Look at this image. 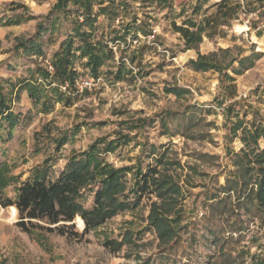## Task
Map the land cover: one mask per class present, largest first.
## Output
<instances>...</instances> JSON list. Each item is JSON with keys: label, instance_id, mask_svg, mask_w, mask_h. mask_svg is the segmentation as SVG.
I'll use <instances>...</instances> for the list:
<instances>
[{"label": "rangeland", "instance_id": "obj_1", "mask_svg": "<svg viewBox=\"0 0 264 264\" xmlns=\"http://www.w3.org/2000/svg\"><path fill=\"white\" fill-rule=\"evenodd\" d=\"M219 1L173 0L164 7L93 0L97 16L83 30L113 51L99 76L84 65L86 59L77 58L79 77L75 87L61 85L69 89L62 99L51 88L55 83L44 84L38 101L26 89L19 98L13 94L18 122L12 137L0 140L1 184L8 195L37 169L55 178L73 153L87 150L98 138L114 137L115 131L126 133L129 117L146 119L144 126L132 132L137 135L128 145L103 157L117 167L139 161L144 169L156 165L157 177L168 178L181 192L174 198L146 194L83 238L43 229L26 232L17 225L18 210L10 220V206L0 205V264H264V213L253 198H244L249 189L242 183L244 151L254 157L264 148V137L257 142L251 137L264 121V0H228L229 5L240 3L238 18L207 30L192 48L173 25L189 18L202 21L216 13ZM55 2L0 0L5 92L37 64L53 73L54 52L83 20L76 3L51 13ZM10 19L19 23L6 24ZM34 39L44 55L17 48L21 40ZM75 41L80 43L78 37ZM202 55L218 66L196 70L190 61ZM121 61L130 73L118 80ZM87 79L95 85L81 90L79 83ZM128 179L130 187L131 174ZM93 200L87 193L86 205ZM153 202L176 218V238L162 237L151 222ZM75 225L80 232L85 228L76 220ZM111 239L120 249L105 245Z\"/></svg>", "mask_w": 264, "mask_h": 264}, {"label": "trees", "instance_id": "obj_2", "mask_svg": "<svg viewBox=\"0 0 264 264\" xmlns=\"http://www.w3.org/2000/svg\"><path fill=\"white\" fill-rule=\"evenodd\" d=\"M135 2L148 3L155 2L162 6H168L173 0H133ZM69 3H76L83 10V20L74 28V35H69L52 56L54 71L51 73L45 65L37 64L30 70L28 77H23L18 82L11 83L10 92H5L0 79V140L11 138L13 129L17 125L19 115L13 111L12 101L26 89L34 101L41 99L47 88L51 87L56 96H62L75 87V82L79 77L75 63L76 59H86L84 64L90 69L94 77L99 76L101 67L105 62L113 58V51L107 47L106 43L93 41L91 34L83 30L86 24L93 25V0H56L51 13L65 11ZM104 1L99 4L102 6ZM217 11L215 14L207 15L202 21L197 22L189 18L181 25L174 21V29L179 32L185 40L188 48L197 46L203 40V35L207 30H215L216 27L229 24L236 19L237 10L241 7L240 3L229 5L228 0H220L216 3ZM106 7H102L101 11ZM17 19H10L6 24H17ZM42 23H39V30ZM130 30V28L128 29ZM140 31H134L138 34ZM41 32L39 31L38 37ZM78 37L80 43L77 45L75 38ZM18 49L36 50L40 55H44L41 43L34 40H21ZM78 53V55H76ZM240 62L243 59L239 60ZM196 70H209L218 65L207 59L206 56H199L196 60L190 61ZM221 72L225 68L218 67ZM130 73V69L124 61L119 63L116 71V79L124 78L125 74ZM41 77L43 83H39ZM227 77L232 78L227 74ZM35 80V81H34ZM12 82V81H10ZM69 82V89L64 91L61 85ZM17 90V91H16ZM146 119L129 117L125 120L126 133L115 131L112 138H98L87 150L73 153L65 167L53 178L46 169H37L27 179L20 181L13 196L8 195L1 184L2 176L0 169V205L10 206L11 217L14 220L17 214L19 221L17 225L24 231L30 232L33 229H43L49 232L72 237L83 238L86 234L106 223L109 219L117 215L121 210L138 204L146 194L156 193L157 196L174 198L180 194V189L168 178L157 177L160 173L158 167L149 165L144 169L141 161L137 165H125L121 167L107 161L103 156L106 153L114 152L118 147L128 145L136 137L139 129L144 126ZM7 123V125L4 124ZM7 130V131H6ZM137 130L135 134L134 132ZM251 137L258 141L264 137V121L259 123ZM9 138V139H10ZM254 151V150H253ZM245 159L243 185L249 189L244 198H253L258 207L264 213V148L259 150L251 157L249 153H243ZM162 160V157H157ZM3 166V165H2ZM0 166V168H2ZM128 174L134 179L133 185L129 187ZM2 177V178H1ZM93 193L94 200L91 206L86 205L85 198L87 193ZM161 205L152 203L151 222L159 229L160 235L164 238H176L178 234L176 218L165 215L164 210H160ZM17 209H16V208ZM75 220L82 232L77 230ZM84 220V223H83ZM117 243V244H116ZM111 249H120V243L111 239L105 242Z\"/></svg>", "mask_w": 264, "mask_h": 264}, {"label": "built area", "instance_id": "obj_3", "mask_svg": "<svg viewBox=\"0 0 264 264\" xmlns=\"http://www.w3.org/2000/svg\"><path fill=\"white\" fill-rule=\"evenodd\" d=\"M150 36H153V34H150ZM134 42L137 43L138 39H134ZM52 67V66H51ZM93 85H95V82L93 80H82L79 83V87L81 88V90H84L85 88H91ZM66 89V85L63 86Z\"/></svg>", "mask_w": 264, "mask_h": 264}, {"label": "water", "instance_id": "obj_4", "mask_svg": "<svg viewBox=\"0 0 264 264\" xmlns=\"http://www.w3.org/2000/svg\"><path fill=\"white\" fill-rule=\"evenodd\" d=\"M16 208V207H15ZM17 209V208H16ZM83 223H84V220H83ZM84 227H85V223H84Z\"/></svg>", "mask_w": 264, "mask_h": 264}]
</instances>
